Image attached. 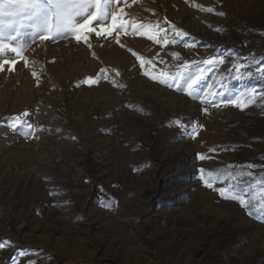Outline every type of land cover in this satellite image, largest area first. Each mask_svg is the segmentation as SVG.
Returning <instances> with one entry per match:
<instances>
[{
  "label": "rangeland",
  "instance_id": "1",
  "mask_svg": "<svg viewBox=\"0 0 264 264\" xmlns=\"http://www.w3.org/2000/svg\"><path fill=\"white\" fill-rule=\"evenodd\" d=\"M111 7L128 22L120 44L114 32L47 49L23 29L29 67L0 72V264H264V219L249 215L264 197V0ZM156 25L160 43L140 34ZM185 64L204 69L198 89L218 107L154 79ZM233 64L252 75L235 79ZM251 89L243 109L227 103ZM24 112L35 138L9 127ZM209 172L250 207L205 187Z\"/></svg>",
  "mask_w": 264,
  "mask_h": 264
},
{
  "label": "snow or ice",
  "instance_id": "2",
  "mask_svg": "<svg viewBox=\"0 0 264 264\" xmlns=\"http://www.w3.org/2000/svg\"><path fill=\"white\" fill-rule=\"evenodd\" d=\"M120 2L121 0H0V57L8 52L14 54L11 59H0V72H4L5 70L9 72L15 71V65L20 61H23L25 68L29 67L30 61L24 55V52L30 45L22 41H17V37L24 34L22 32L23 29L31 30L32 43H35L37 38L41 42H55L58 39H67L68 36H71L77 43H84L91 49L92 45L89 42L91 34H94L97 38H107L112 37L115 32L116 35L114 38L116 43L120 44V31L127 30L128 22L124 19L125 14L122 7L119 8L118 11L111 7L112 4ZM186 2H191V0H186ZM198 7L203 11H214L211 7ZM216 15L224 16L225 13L217 12ZM165 22L167 23V21ZM171 27L177 36L188 35L187 33L177 30L175 25H171ZM160 31V26L156 25L155 32L146 30L140 34L146 36L149 40H156L157 43H160V40L157 39V35ZM13 41H17V43L13 44ZM165 43H167V40H165ZM121 47H123V45H121ZM133 55H136V53L133 52ZM173 55L176 54L173 53ZM137 59L141 58L137 57ZM223 62V58H220L219 63ZM192 63L196 64L195 61ZM203 63L212 65L213 59L210 58L203 61ZM141 67H144L143 61H141ZM233 67L237 72V75L234 77L235 79L242 80L245 76L250 77L252 75L251 71H241L245 67H251L250 65L233 64ZM203 71V68L197 67L193 73L188 70L185 64L183 72H177L174 76L168 78H165V74L161 73L160 77L154 79L170 88L175 86L178 91H184L187 95L200 99L202 103L212 104L213 107H218L219 105L213 103L216 95L215 93L209 92L207 89H198V85L205 79L202 75ZM144 74L148 75L147 72ZM32 75L37 80L39 79L35 70L32 71ZM107 78L105 70L101 69L100 73L95 78L89 76L83 83L91 87L100 83L102 79ZM181 81H183L184 84H182ZM37 87H39L38 83ZM208 87L210 88L211 85ZM198 92L201 94L198 95ZM253 93H255V89L241 93L238 97L229 100L227 103L243 109L247 106L249 101L254 100ZM243 97H248V99L243 100V102H237ZM204 111L207 112V109L205 108ZM28 116L29 113L24 112L18 116L12 117V122L9 124V127L15 130L17 125H24L27 129L24 134L25 138H35L33 125L27 124L25 119H23ZM179 126L185 130L190 127V125L184 124H180ZM199 127H201L199 124L191 127L190 135L192 138L196 137L197 128ZM199 159L204 160L206 157L201 154ZM200 172L203 173L204 169H201ZM249 175H251V173H249ZM200 179L203 181L205 187L213 189L220 197L238 201L240 205L246 209L250 207V202L235 191L238 182L237 184H228L226 187H214V181L219 179V176H213L211 172L208 173L207 178L201 175ZM254 214L264 219V197H262V201L259 206L256 207L255 212L249 211V215Z\"/></svg>",
  "mask_w": 264,
  "mask_h": 264
},
{
  "label": "bare ground",
  "instance_id": "3",
  "mask_svg": "<svg viewBox=\"0 0 264 264\" xmlns=\"http://www.w3.org/2000/svg\"><path fill=\"white\" fill-rule=\"evenodd\" d=\"M29 36V35H28ZM69 37V36H68ZM25 38H27V36L25 37ZM69 38H72V37H69ZM31 41V40H30ZM37 41V40H36ZM74 40L73 39H70V41L69 42H73ZM67 42V41H66ZM75 42V41H74ZM37 43V42H36ZM36 43H35V45H36ZM68 44V43H67ZM51 45V44H50ZM50 45H46V43H45V41H43L42 43H41V46H42V48L44 47H47V49H51L53 46H50ZM64 45V44H63ZM36 49V48H35ZM37 49H39V48H37ZM68 49V48H67ZM41 50V49H40ZM41 53V52H40Z\"/></svg>",
  "mask_w": 264,
  "mask_h": 264
}]
</instances>
